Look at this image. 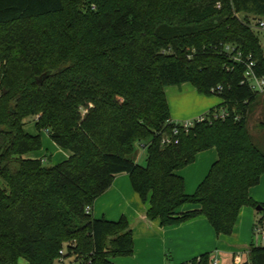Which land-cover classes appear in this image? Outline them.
Instances as JSON below:
<instances>
[{
	"label": "trees",
	"instance_id": "obj_1",
	"mask_svg": "<svg viewBox=\"0 0 264 264\" xmlns=\"http://www.w3.org/2000/svg\"><path fill=\"white\" fill-rule=\"evenodd\" d=\"M239 13L264 17V0H0V264L131 257L127 219L92 214L121 174L149 200L146 219L162 227L203 216L217 237H231L241 210L258 206L264 223V204L250 196L264 153L247 124L260 94L242 84L244 66L220 53L234 45L264 66ZM183 84L222 100L211 116L224 108L230 117L197 124L165 147L174 127L166 88ZM217 86L224 92L210 93ZM30 119L39 134L25 131ZM43 131L68 159L48 167L46 156L28 157L41 150ZM139 144L146 166L130 159ZM212 149L217 160L187 194L179 171ZM186 264H211L210 255ZM244 264H264V246L252 244Z\"/></svg>",
	"mask_w": 264,
	"mask_h": 264
},
{
	"label": "crops",
	"instance_id": "obj_2",
	"mask_svg": "<svg viewBox=\"0 0 264 264\" xmlns=\"http://www.w3.org/2000/svg\"><path fill=\"white\" fill-rule=\"evenodd\" d=\"M190 86L192 85L190 84ZM185 89L187 93L197 92L195 88L194 91L188 87ZM180 95L182 97V94ZM166 96L171 120L175 122L196 119L203 113L216 109L215 106L203 113L202 111L192 112L187 98L183 97L181 103H184L185 108L177 110L169 100L168 93ZM217 157V152L214 149L197 155V159L201 158L202 167L199 170L195 167L197 171L189 181L186 182L184 179L187 194L194 193L196 187L207 176V171L217 160ZM262 180L264 182V176L260 183ZM254 190L255 187L250 190V196L257 203L264 204L262 194ZM148 208L149 200L143 202L140 199L127 174L117 175L110 190L95 202L92 209L94 218L119 221L125 217L131 225L134 253L131 257L112 259L114 264H186L205 254L210 255L211 263L215 259L219 260V264H237L240 261L243 263L249 261V251L252 245L250 243V221L255 219V212L250 207H244L241 210L231 237H217L214 229L203 216L181 225L162 227L158 220L149 221L146 219ZM188 209H192V207H187ZM237 256H240V261L236 260Z\"/></svg>",
	"mask_w": 264,
	"mask_h": 264
},
{
	"label": "rangeland",
	"instance_id": "obj_3",
	"mask_svg": "<svg viewBox=\"0 0 264 264\" xmlns=\"http://www.w3.org/2000/svg\"><path fill=\"white\" fill-rule=\"evenodd\" d=\"M238 17L242 21L249 23L253 27L255 26L256 23L255 21L257 19L253 14L239 13ZM253 30L257 35L264 51V30H261L259 28H254ZM187 87L190 88L191 91H194L193 90L194 88L190 86V84H183L181 86H169L166 88L167 91L166 93H168L169 100L172 102L173 106L176 107L177 110H181L185 108L184 103H181L183 97L187 98V102L190 104V108L192 112L202 111L203 113L205 112V110H208L209 108H213L215 106L216 108H218L222 104V100L217 96H207V95L199 94L198 92L187 93V90L185 89ZM180 94H182V97ZM223 110L224 108H221L219 111L222 112ZM209 112L203 113L201 116L207 115ZM262 123H264V93L258 95L256 101L252 104L247 121L248 129L254 144L257 146V148H259L261 152L264 153V128L261 126ZM25 131L30 135L39 134L34 119L29 120V123L25 127ZM41 139H42L41 150L31 153L30 155H28V157L40 159L46 156L47 161L45 165L48 167L58 165L69 158L70 152L57 146L52 141V139L50 138L49 134L46 131L41 132ZM146 156H147L146 149H144L142 145L139 144L135 147V151L133 155H131L130 159L141 166H146ZM200 160L201 158H198L197 161L195 160L196 163L194 162L193 165H190L179 171V174L184 179H186V182L187 180L189 181L191 179L192 175L195 174V171L199 170L200 167H202V163L200 162ZM195 167H197L196 168L197 170H195ZM197 188L198 187H196V189L194 190V193L196 192ZM254 191L261 193L262 196L264 197L263 180L258 186L255 187ZM250 209H252L255 212V219H253V221L252 220L250 221V234H251L250 243L255 246H264V241H262L259 238H256V235L254 233V228L258 224V221L260 220L262 214L261 212H258L255 208L250 207ZM73 261L74 258L67 259L65 264H73L72 263ZM237 264H244V263L240 261Z\"/></svg>",
	"mask_w": 264,
	"mask_h": 264
},
{
	"label": "built area",
	"instance_id": "obj_4",
	"mask_svg": "<svg viewBox=\"0 0 264 264\" xmlns=\"http://www.w3.org/2000/svg\"><path fill=\"white\" fill-rule=\"evenodd\" d=\"M221 2L217 3V9H221ZM256 23L254 28H259L264 30V17H256ZM221 54L226 55L232 62L240 64L245 68L244 80L242 81L243 85L249 87V89L256 94L264 93V66L260 65L257 61L253 60L252 56H245L242 50L234 45H223L221 49ZM224 92L223 86L213 87L210 90L212 94H222ZM230 117V113L224 109L222 112H216L212 116L211 114L200 116L194 120L188 121H178L171 122L174 124L172 128V133L170 135H164L162 138V145L165 147L178 145L180 143V136L182 133L189 134V132L200 123H205L211 121L212 119H221L226 120ZM239 119V116H236V120ZM91 212V208H87V213ZM254 233L256 238L264 241V223H258L254 228ZM60 256L64 257L66 250L63 249L60 251ZM237 261H240V256L236 257ZM211 264H219V260L215 259Z\"/></svg>",
	"mask_w": 264,
	"mask_h": 264
},
{
	"label": "water",
	"instance_id": "obj_5",
	"mask_svg": "<svg viewBox=\"0 0 264 264\" xmlns=\"http://www.w3.org/2000/svg\"><path fill=\"white\" fill-rule=\"evenodd\" d=\"M46 76H47V75H43L41 78H39V79L37 80V82H38V83H41V82L44 80V78H45ZM256 210H257L258 212H262V211H263V208L260 207V206H258V207L256 208Z\"/></svg>",
	"mask_w": 264,
	"mask_h": 264
}]
</instances>
